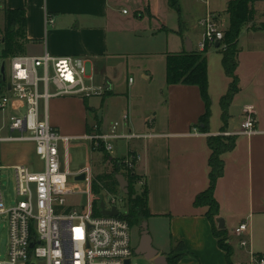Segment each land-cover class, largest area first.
Returning a JSON list of instances; mask_svg holds the SVG:
<instances>
[{"label":"crops","instance_id":"obj_1","mask_svg":"<svg viewBox=\"0 0 264 264\" xmlns=\"http://www.w3.org/2000/svg\"><path fill=\"white\" fill-rule=\"evenodd\" d=\"M134 1L1 0V3L3 13L25 12V52L31 50L30 55L35 56L81 58L85 64H90L96 86L105 87L102 95L90 100L78 97L51 100L49 120L55 129L65 131L67 137H83L95 128L105 133L127 113L130 121L121 127V132L155 135L149 140L115 141L117 154L110 155L107 162L103 153H92L86 144L76 145L74 148L85 147L82 149L86 161L73 165H112L111 162L121 163L129 152L136 151L141 156L136 174L145 182L149 194L152 216L147 221L156 234L161 231L160 224L171 234V243L160 241L157 247L153 238V247L167 259L180 247L181 259L177 264H225V260L228 261L214 236L209 208L196 206L195 201L210 186L208 139L239 131L246 110L252 109L257 121L253 136L223 137L234 138L236 147L223 155L224 174L214 191L219 205L214 223L220 230L219 220L224 221L225 228L220 231L227 232V243L232 248L231 264H250L251 251L256 257L264 258V37L261 36L264 0L255 3L254 19L239 39L236 70L239 91L227 109L226 121L222 111L219 130H212L210 119L208 132H203L199 125L206 112L200 88L167 84L168 56L198 50L188 33L202 36L198 23L206 14L205 6L197 13L195 22L187 26V31L191 32L185 33L183 38L186 49L174 50L170 42L167 43L169 33L180 32L182 36V29L175 31L160 20L150 28L137 21V18L143 19L144 12L156 17L150 0L147 4L136 0L138 5L146 7L137 8L134 18L127 17L130 12L126 4ZM168 4L170 6L169 0ZM135 43L139 54L133 55ZM26 53L24 55H28ZM134 56L143 61L140 67L133 63L136 68L130 72V58ZM125 75L128 76L126 87L123 85ZM227 80V92H223L221 98L229 92L231 79L227 77ZM30 150L34 153L33 147ZM16 165H27V159L19 158L15 164L4 167ZM245 221L249 225L245 237L250 245L241 248L239 243L236 249L233 241L240 237L234 230Z\"/></svg>","mask_w":264,"mask_h":264},{"label":"built area","instance_id":"obj_2","mask_svg":"<svg viewBox=\"0 0 264 264\" xmlns=\"http://www.w3.org/2000/svg\"><path fill=\"white\" fill-rule=\"evenodd\" d=\"M196 1L206 8V14L198 23L202 30L198 51L216 49V43L225 50V31L220 28L219 16L210 9L211 0ZM0 11H4L1 0ZM3 30L0 25V111L13 110L14 114L6 120L3 129L20 135H0V157L4 143L31 144L43 169L32 170L27 165L4 167L0 163V169L14 170L16 185L15 204L10 207L6 205L0 185V217L7 222L8 228L7 252L0 264H139L133 262L137 256L133 232L120 208V205L126 206L124 196L109 191L98 196L93 194L90 166L71 173L65 165L70 149L81 145L76 142H84L92 153L104 151L113 155L115 141L149 140L155 135L121 132V127L130 121L127 113L105 133L95 128L83 137L61 134L50 123V101L65 97L89 99L102 95L105 87L96 86L93 73L87 72L85 61L78 57L44 54L5 58ZM256 123L254 111L248 108L239 131L218 136L251 137L256 133ZM140 160L141 156L131 151L118 167L122 174L136 173ZM81 174L86 175V180L80 183L85 186L82 192L88 197V203L80 208H67L68 197L79 188H70L69 178ZM137 185L144 187L145 182L139 179ZM102 198L106 209L116 207L120 216L95 215L94 205ZM248 226L245 221L234 230L240 237L241 248L250 245L245 237ZM250 256V264H264L263 257H256L252 251Z\"/></svg>","mask_w":264,"mask_h":264},{"label":"trees","instance_id":"obj_3","mask_svg":"<svg viewBox=\"0 0 264 264\" xmlns=\"http://www.w3.org/2000/svg\"><path fill=\"white\" fill-rule=\"evenodd\" d=\"M170 6L179 11V0H169ZM257 0H231L228 4L227 12L229 14V28L225 31L223 45L226 49L223 50V67L227 77L231 79L229 92L221 100V108L223 111V119H227V109L232 102L234 96L239 91V79L236 75L238 67V43L239 37L243 29L254 19V6ZM4 57H12L16 55H24L26 40V16L21 10L5 11L4 12ZM209 48L199 52H187L183 54H173L168 56L167 60V84L168 85H188L198 86L201 95L206 104V112L201 117L199 125L203 132H208L209 121L211 119L212 101L208 94V60L207 52ZM208 145L211 149V157L209 160L210 167V186L206 192L199 195L195 201L196 206H207L209 220L213 224V233L218 240L219 247L226 253L227 260L231 264L232 248L227 243V232L217 229L214 219L219 215V205L214 198V191L217 181L224 174L223 155L231 152L236 147V140L233 138L210 137ZM104 161H109L110 155L104 151ZM114 167L112 174H104L98 176L96 181L92 183V192L95 195H102L104 191H109L114 194H122L126 201V213L123 219L126 220L131 228L141 224L144 220L149 219L152 215L148 207V188L142 187L141 192L137 191V182L140 177L136 173H123L128 181L129 193L126 195L120 188L118 175L122 174L118 165L119 162H111ZM95 215H100L97 202L94 205ZM182 249L176 250V253H181ZM171 253L168 258L169 264H177L181 259V254Z\"/></svg>","mask_w":264,"mask_h":264},{"label":"rangeland","instance_id":"obj_4","mask_svg":"<svg viewBox=\"0 0 264 264\" xmlns=\"http://www.w3.org/2000/svg\"><path fill=\"white\" fill-rule=\"evenodd\" d=\"M149 0H144V4H147ZM180 2V0H179ZM150 4L152 7H154L157 14H155V18L150 16L148 12H144L143 19H138L137 21H140L141 24H143L145 27H154L158 24V20L165 22V25L168 28H171L175 31H179L182 29V32L184 34L181 36L180 32L169 33L168 42H170L172 48L174 50H182L183 48L186 49V45L184 44L185 41V33L191 32L187 31V26H190L195 22V18L197 16V13H200L204 7L202 3H197L194 0H185L182 3L180 2V9L181 11L178 12L176 8H170L168 4V0H150ZM229 0H211V7L210 9L216 14L218 13L220 15L219 17V25L220 28L224 31H226L229 28V14L227 12L228 9ZM146 5H138L137 1L135 0L133 3H127L126 4V10L130 12V15L127 17L134 18L137 13V8H143ZM203 6V7H202ZM205 8V7H204ZM5 23L4 13L0 11V25L3 26ZM181 31V30H180ZM245 31L243 29L242 33ZM241 33V35H242ZM190 40L193 42L194 46L198 49V44L201 41V35L199 33H188ZM240 35V37H241ZM262 37H264V33L261 34ZM167 37V35H166ZM239 37V39H240ZM183 40V42H182ZM134 42V41H133ZM183 47V48H182ZM223 47H220L218 49L210 48L206 54L207 60H208V94L211 98L212 105H211V128L212 130H219L217 129L221 124V94L223 92H227V86H228V80L227 75L225 73L224 67H223V58L224 53L222 51ZM138 49V45L135 43L133 50V55L139 54L136 53ZM198 51V50H196ZM28 55L32 54L31 50L26 51ZM194 52V51H193ZM141 61H143L142 58L139 56H134L130 58V72L131 69H134L136 67L133 66V63L137 64V67L141 66ZM87 72L90 73V64H86ZM135 73V72H134ZM134 78L135 75H134ZM128 81V76H124L123 79V85L126 87V82ZM139 92L140 90L137 89ZM91 99V98H90ZM89 99V100H90ZM14 112L12 109H8L6 112L0 111V135L2 136H14L17 137L20 134L15 132L11 133L7 131L6 129H3V126L6 122V120L13 115ZM239 125V120L237 121ZM60 132V131H59ZM61 134H67L65 131H61ZM234 139V138H233ZM79 144L84 145V142H76ZM117 145V144H116ZM87 146V145H85ZM32 147L31 144H23V143H4L2 145L1 150V157H0V163L2 166L4 165H13L17 162L19 158H26L27 159V166L32 170H42L43 165L41 161L34 155V153L30 150ZM84 147V146H83ZM82 146L74 148L72 147L70 149V155L71 158H69V161L67 162L66 168L71 173L79 172L80 170L86 168L87 166H90L91 168V177H92V183L96 181L98 176L104 175V174H112L114 171V167L112 165H73L76 162L79 163H85V151ZM80 148V149H79ZM85 148V147H84ZM241 153V151H240ZM114 154L116 156L117 154V146L115 147ZM72 163V165H71ZM70 188L74 189L76 187L77 191L74 190V194L67 199V208L70 207H84L88 203V197L85 193L82 192V190L85 189V186L76 181L75 177L69 178ZM0 185L2 188L3 195L5 197L6 205L7 207H10L15 204V172L13 169H0ZM137 191L141 192L142 187L136 186ZM107 201H110V197L107 196ZM98 204V203H97ZM99 205V204H98ZM122 214L126 213L125 207L120 205ZM148 223V229L150 236L153 240H155V246H160L159 242L163 241L164 244L167 242L171 243V234L169 232V229L166 226H163L160 224V233L156 234L152 227L150 226L149 221ZM133 232V243L134 247L136 248L139 243L140 239V224L134 226L132 229ZM234 245L237 248H239L240 240L236 237L234 239ZM7 244H8V228H7V222L4 220V218L0 217V261L5 259V255L7 252ZM176 247V246H175ZM170 248V247H169ZM192 257V253H186ZM234 261V259H232ZM134 263L139 264H154L153 262L147 261L141 256H135L133 258ZM229 262L225 260V264H228Z\"/></svg>","mask_w":264,"mask_h":264},{"label":"water","instance_id":"obj_5","mask_svg":"<svg viewBox=\"0 0 264 264\" xmlns=\"http://www.w3.org/2000/svg\"><path fill=\"white\" fill-rule=\"evenodd\" d=\"M216 48L217 49L220 48V43H216ZM190 52H192V49L190 50ZM4 72H5V66H3L2 68V73ZM117 179L121 189L127 195L129 193L128 191L129 184L125 180L124 175L119 174ZM75 180L78 182H83L86 180V175L81 174L80 176L76 177ZM99 210H100V214L105 217L120 216V211L116 207L113 208L112 210L106 209L105 201L103 198L99 203ZM223 223H224L223 219H220L219 220L220 230H223L225 228L223 226ZM140 229H141V238L139 240L138 246L135 249V254L141 257L144 256L147 261L153 262L154 264H169L168 259L165 256L161 255L159 251L153 247V242L149 233L147 220H144L142 222Z\"/></svg>","mask_w":264,"mask_h":264},{"label":"flooded vegetation","instance_id":"obj_6","mask_svg":"<svg viewBox=\"0 0 264 264\" xmlns=\"http://www.w3.org/2000/svg\"><path fill=\"white\" fill-rule=\"evenodd\" d=\"M140 238H141V229H140ZM140 240V239H139ZM139 244V243H138ZM136 249V248H135ZM144 259H145V257L144 256H142Z\"/></svg>","mask_w":264,"mask_h":264}]
</instances>
